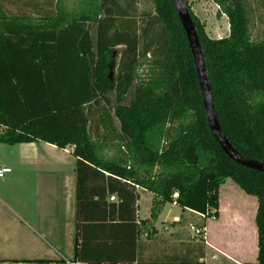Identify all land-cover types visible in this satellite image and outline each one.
<instances>
[{
	"label": "trees",
	"instance_id": "16d2710c",
	"mask_svg": "<svg viewBox=\"0 0 264 264\" xmlns=\"http://www.w3.org/2000/svg\"><path fill=\"white\" fill-rule=\"evenodd\" d=\"M40 2L0 0V144L71 148L77 224L94 197L115 194L121 207L137 188L153 196L149 221L139 224L152 225L173 193L181 209L217 211L230 180L256 199L257 258L245 264H264V174L233 163L211 135L170 0H153V13L140 16L137 0ZM184 2L219 126L241 156L264 163V0H212L228 19L221 39L208 38ZM123 221L136 225L133 214Z\"/></svg>",
	"mask_w": 264,
	"mask_h": 264
},
{
	"label": "crops",
	"instance_id": "0c3cea01",
	"mask_svg": "<svg viewBox=\"0 0 264 264\" xmlns=\"http://www.w3.org/2000/svg\"><path fill=\"white\" fill-rule=\"evenodd\" d=\"M1 167L11 171L0 179V264H36L29 263L34 260L54 261L51 264L256 261V229L246 227L232 199L225 200L223 196L222 200L221 189L227 181L219 189L218 216L205 222L203 238H197L189 228L203 226L204 221L191 224L188 219L198 217L196 213L172 203L162 207L152 225L139 224L149 221L153 196L138 188L134 193L137 199L124 202L121 207L115 194L107 193L98 203L94 197L97 205L84 208L77 224L75 159L71 148L58 149L42 142L0 144ZM143 194L150 196L144 217L139 203ZM166 207L175 212L174 216L171 220L164 218L157 228ZM132 214L136 225L124 224L123 220ZM209 222H217L220 227L207 228Z\"/></svg>",
	"mask_w": 264,
	"mask_h": 264
},
{
	"label": "rangeland",
	"instance_id": "374dc122",
	"mask_svg": "<svg viewBox=\"0 0 264 264\" xmlns=\"http://www.w3.org/2000/svg\"><path fill=\"white\" fill-rule=\"evenodd\" d=\"M46 2L47 0H41V4H43V2ZM153 0H137L136 3V8H137V12L139 14V16L144 13V12H149V13H153ZM187 4L190 7V10L193 14V16L196 18V20L198 21L199 24L202 25L203 30L205 35L208 38L211 39H221L224 37L228 36L229 33V25H228V19L225 15L220 13L219 8L212 2V0H186ZM12 11H15V8H9ZM261 23L257 22L254 27H253V37H255V35H258V33L261 30ZM255 39V38H254ZM64 43L65 49L66 51L71 50L72 49V45H71V39L69 37L64 38V41L62 42ZM122 50L121 48H117L115 50V52L117 53L116 56V63L117 64L120 60V55L118 54L120 51ZM149 57H147L148 59ZM143 67L138 69L136 71V76L138 78H144V72H142ZM117 72L116 69H114L113 73L115 74ZM132 91V89H131ZM130 91V92H131ZM129 98L127 96L126 100L124 101L125 104H127L126 101H128ZM116 122H115V126H116ZM116 129L117 126L115 127ZM225 184V183H224ZM224 186V187H223ZM222 187V200H223V196L226 199H232L233 200V204L237 205V207L239 208L240 211V216L241 218H244L245 223L247 224L246 227L248 228H255L254 226V215H255V208H256V199L252 196H249L247 194H245L242 190H240L232 181L228 180L226 182L225 185H223ZM228 197V198H227ZM149 198L150 196L148 194H143L141 197V200L139 201V203H141V210L143 214V217L145 214H147L148 211V207H149ZM145 202V203H144ZM145 207V210H144ZM167 210L162 214V217L160 218V220L157 222V228L161 227V222H163V219H168L171 220L172 216H174L175 212H171L168 207H166ZM227 212L231 213V210H228ZM230 213H228V215L230 216ZM225 216V215H223ZM141 217V216H140ZM188 221L193 224H199L201 223V219L199 217H194L191 219H188ZM217 222H209L207 224V228H219L217 226ZM230 227V226H229ZM226 227V228H229ZM190 232V231H189ZM252 237V235H251ZM162 242H165L164 240H162ZM252 241H251V246H252ZM167 251V249H165Z\"/></svg>",
	"mask_w": 264,
	"mask_h": 264
},
{
	"label": "water",
	"instance_id": "95a60500",
	"mask_svg": "<svg viewBox=\"0 0 264 264\" xmlns=\"http://www.w3.org/2000/svg\"><path fill=\"white\" fill-rule=\"evenodd\" d=\"M174 12L178 18L180 26L184 32L190 54L193 60L197 84L200 90L202 105L206 118L207 127L214 140L218 143L222 152L233 163L246 169L254 170L264 174V163L241 156L224 136L216 118L209 86L208 73L205 68L200 42L196 33L195 25L189 14L184 0H170ZM111 75V73H110Z\"/></svg>",
	"mask_w": 264,
	"mask_h": 264
},
{
	"label": "built area",
	"instance_id": "2783aa9c",
	"mask_svg": "<svg viewBox=\"0 0 264 264\" xmlns=\"http://www.w3.org/2000/svg\"><path fill=\"white\" fill-rule=\"evenodd\" d=\"M10 169L9 168H4V167H1L0 168V179H3L5 177L6 174L10 173ZM178 199V194L177 193H173L172 194V205H176L177 206V203H176V200ZM113 200V198L111 199ZM217 213V211L215 209H207L204 213H196V215L202 220L204 221V225L203 226H199V227H196L194 225H191L190 226V231L193 233L194 237H197V238H203V235H204V228H205V222L209 219H215V214Z\"/></svg>",
	"mask_w": 264,
	"mask_h": 264
}]
</instances>
